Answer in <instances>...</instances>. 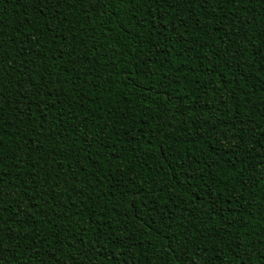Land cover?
Listing matches in <instances>:
<instances>
[{"label":"trees","instance_id":"16d2710c","mask_svg":"<svg viewBox=\"0 0 264 264\" xmlns=\"http://www.w3.org/2000/svg\"><path fill=\"white\" fill-rule=\"evenodd\" d=\"M0 264H264V0H0Z\"/></svg>","mask_w":264,"mask_h":264}]
</instances>
